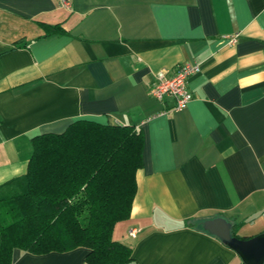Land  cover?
Here are the masks:
<instances>
[{
    "label": "crops",
    "instance_id": "crops-1",
    "mask_svg": "<svg viewBox=\"0 0 264 264\" xmlns=\"http://www.w3.org/2000/svg\"><path fill=\"white\" fill-rule=\"evenodd\" d=\"M66 1L0 0V185L26 173L33 137L81 120L132 127L142 167L111 235L129 264H243L203 224L264 234V0ZM190 63L192 101L173 112L151 95L154 75ZM13 253L12 264H86L87 250Z\"/></svg>",
    "mask_w": 264,
    "mask_h": 264
},
{
    "label": "trees",
    "instance_id": "trees-1",
    "mask_svg": "<svg viewBox=\"0 0 264 264\" xmlns=\"http://www.w3.org/2000/svg\"><path fill=\"white\" fill-rule=\"evenodd\" d=\"M42 27L45 36L63 33ZM142 149L134 128L84 120L33 137L26 173L0 185V264H12L15 251L78 248L87 250L86 264L132 262V248L111 235L130 217Z\"/></svg>",
    "mask_w": 264,
    "mask_h": 264
},
{
    "label": "built area",
    "instance_id": "built-area-1",
    "mask_svg": "<svg viewBox=\"0 0 264 264\" xmlns=\"http://www.w3.org/2000/svg\"><path fill=\"white\" fill-rule=\"evenodd\" d=\"M62 7L69 8V3L66 0H62ZM239 34L229 35L224 37V42L228 44H235ZM200 71V68L196 64H184L178 68V71L169 75L166 71L157 72L154 75L153 86L151 95L160 103L166 98L173 100V108L171 111L179 112L184 109L185 106L192 101L193 95L187 91V79L190 75ZM166 111H162V115L166 114ZM135 230L129 231L128 236L134 237Z\"/></svg>",
    "mask_w": 264,
    "mask_h": 264
},
{
    "label": "water",
    "instance_id": "water-1",
    "mask_svg": "<svg viewBox=\"0 0 264 264\" xmlns=\"http://www.w3.org/2000/svg\"><path fill=\"white\" fill-rule=\"evenodd\" d=\"M203 229L234 251L243 264H264V234L248 240L239 239L233 236L230 223L223 218L204 222Z\"/></svg>",
    "mask_w": 264,
    "mask_h": 264
}]
</instances>
